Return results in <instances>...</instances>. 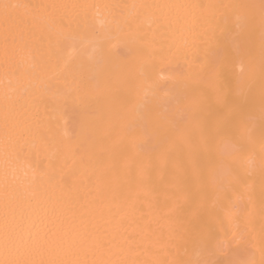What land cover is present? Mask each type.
I'll return each mask as SVG.
<instances>
[{
    "label": "bare ground",
    "instance_id": "1",
    "mask_svg": "<svg viewBox=\"0 0 264 264\" xmlns=\"http://www.w3.org/2000/svg\"><path fill=\"white\" fill-rule=\"evenodd\" d=\"M0 264H264V0H0Z\"/></svg>",
    "mask_w": 264,
    "mask_h": 264
}]
</instances>
